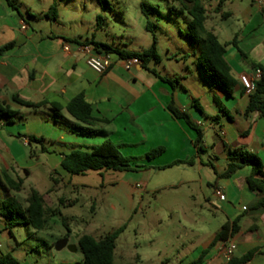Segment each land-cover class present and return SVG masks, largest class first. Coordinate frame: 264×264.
<instances>
[{"label":"crops","instance_id":"crops-1","mask_svg":"<svg viewBox=\"0 0 264 264\" xmlns=\"http://www.w3.org/2000/svg\"><path fill=\"white\" fill-rule=\"evenodd\" d=\"M218 1H203L207 11L205 27L221 44L236 40L237 48L228 45L224 55L232 77L238 82L229 96L217 90L202 74L199 64L198 80H193L186 68L179 75L185 86L181 83L176 87L162 80L171 81L168 72L153 75L141 65L127 71L115 62L105 74L99 75L86 65V54L79 50L83 41L72 42L60 32H53L58 15L55 21L44 17L51 3L40 6V11L34 13L17 1L20 16L6 0H0V48L14 44L0 55V103L17 113L12 124L0 118V204L14 195L4 185L2 174L12 177L11 173L23 171L28 175L25 151L33 146L53 144L58 158L46 150L41 152L48 169L54 173L59 169L62 176H66L60 168L62 149L88 150L110 141L124 157L157 169L168 165L163 164L162 155L170 152V164L192 159V165L188 166L197 172L198 179L185 184L197 182L209 189L203 192L206 207L202 215L211 222L213 231L200 248L199 256L206 252L203 264H227L223 247L228 242L236 246L233 257L253 251L252 259L246 264H264V209H253L261 197L249 191L245 183L251 169L243 167L229 178L220 176L229 163L228 149H243L256 155L264 174V119L258 113L245 115L253 91L248 88L259 72L237 50L264 69V13L252 0H227L220 7ZM80 94L91 106L92 117L109 123L89 127L71 118L65 106ZM14 95L31 103L58 104L62 109L55 119L49 105L38 110L21 107L13 102ZM214 97L219 105L214 103ZM170 105L187 113L202 130L200 152L194 146L196 133L171 114ZM86 131L99 134L87 135ZM29 137L42 142L36 144ZM157 148H163V153L146 160L145 155ZM217 189L224 195L223 201L215 196ZM236 219V233L211 247L221 227L226 223L231 225ZM5 234L11 236L0 216V239Z\"/></svg>","mask_w":264,"mask_h":264},{"label":"rangeland","instance_id":"rangeland-1","mask_svg":"<svg viewBox=\"0 0 264 264\" xmlns=\"http://www.w3.org/2000/svg\"><path fill=\"white\" fill-rule=\"evenodd\" d=\"M17 1L34 13L40 11V6L52 4V0ZM58 4L53 32L71 41L94 38L134 53L146 50L154 36L160 63L150 60L144 70L153 75L168 72L175 87L182 83L179 75L186 68L192 79L198 80L200 47L185 36L188 17L170 11L171 7L178 8L176 0H58ZM141 4L154 11L144 15ZM98 16L102 19L100 28ZM147 22L152 24V32L146 31ZM202 74L212 79L204 67ZM41 149L59 157L53 144L25 151L28 175L23 171L11 173L13 179L23 181L22 190L13 197L25 208L30 191L45 194L54 187V178L58 187L50 198L52 208H59L61 217L51 219L48 229L42 231L27 226L13 228L11 236L5 234L0 239V255L9 253L20 264H81L78 248L75 252L67 247L57 251L56 243L67 239V246L77 247L82 235L100 240L126 225L116 241L113 264H187L198 258L213 225L202 215L206 207L203 192H208V187L184 183L198 179L193 168L187 164L165 169L148 165L134 172L90 171L62 176L59 169L56 173L48 169ZM80 150L86 151L85 147ZM69 152L61 151L62 155ZM209 156L214 158L211 153ZM171 158L170 152L162 155L163 164L169 165ZM61 198L64 204L59 206Z\"/></svg>","mask_w":264,"mask_h":264},{"label":"trees","instance_id":"trees-1","mask_svg":"<svg viewBox=\"0 0 264 264\" xmlns=\"http://www.w3.org/2000/svg\"><path fill=\"white\" fill-rule=\"evenodd\" d=\"M99 3L106 2V0H97ZM204 0H176L178 2V8L171 7L170 11L179 15H186L188 21L186 24V38L192 44H198L200 47V55L198 64L202 68L206 69L208 76L212 79V83L217 90L224 95H231L232 90L237 87L238 82L232 77L231 69L224 59L225 48L228 45H233L237 48L236 40L233 39L228 44H221L217 40L216 36L208 31L205 27L207 21V11L203 5ZM227 0H219L218 7ZM8 5L15 11H18L17 0H6ZM58 0H53L48 11L44 14V17L55 21L57 19ZM141 12L148 16L153 8L141 4ZM21 16V14L19 13ZM102 19L97 17V28H100ZM152 24L147 22L145 29L148 32H152ZM68 41V40H67ZM72 42H77L76 40ZM82 45H90L93 47L94 52L98 55H114L119 59L138 58L141 62L142 68H146V65L150 60H154L156 64L160 63V58L157 54V40L153 36L151 45L141 53L128 52L121 50L112 45L97 42L92 39H86L81 43ZM14 44H7L0 48V55L5 54L13 48ZM241 58L251 65L259 72V77L254 82V88L249 95V101L245 110V115L252 113H258L259 117L264 119V69L243 53L237 49ZM148 70V69H147ZM205 72V71H204ZM164 82L172 84L170 80L162 79ZM14 103L21 107L38 110L47 105L52 110V116L56 119L62 107L58 104L40 102L31 103L23 101L18 98L17 95L12 97ZM214 103L219 105V101L214 97ZM67 114L73 118L76 122L85 126L93 127L96 123L107 124L108 120H98L92 117L91 106L85 101L82 94L71 99L65 106ZM171 114L179 120H182L191 130L196 133L194 146L197 148V152H200V144L202 143L203 133L190 119L189 115L185 112H180L172 105L169 106ZM201 112V110L199 109ZM17 113L12 111L7 105L0 103V118H6L8 123L12 124ZM87 135H98V131H86ZM30 141L41 143L42 140H35L29 137ZM45 151L44 149H42ZM163 148H157L145 155L146 160H152L157 158L163 153ZM229 163L227 164L224 172L220 175L222 178L231 177L237 170L243 167H250L251 172L246 178L245 183L249 191L256 192L261 197L260 200L253 207L254 210L264 209V174L262 172V164L259 158L243 149H228L226 152ZM192 165V159L187 161H175L168 166L161 169L172 168L179 165ZM61 171L65 175L79 176L85 175L87 172H100V171H113L119 173L134 172L139 169L145 168L138 165L135 160L124 157L117 146L110 141H105L100 145L89 148L86 151L79 149H73L68 154L62 155L60 163ZM2 181L6 188L13 193H19L22 190V179H13L10 175L3 173ZM54 187L49 189L45 194L41 195L35 190H31L28 198L26 199L27 206L23 208L15 197H9L0 204V216L5 222V229L12 235V229L18 226H27L35 231L46 230L49 227L51 219L55 217H61L59 208H52V200L50 195L57 188V180L52 178ZM64 204V200L59 201V206ZM238 219L230 225L228 223L221 227V230L214 237L210 246H214L219 241H226L229 235L236 233ZM126 225L118 228L112 233L105 235L100 240H96L90 235H82L77 240V248L82 254L81 264H113L114 251L116 247V241L124 231ZM206 252L201 253L198 259L188 264H203V259ZM254 255L251 251L241 257H233L227 264H246ZM0 264H20L11 254L0 255Z\"/></svg>","mask_w":264,"mask_h":264},{"label":"built area","instance_id":"built-area-1","mask_svg":"<svg viewBox=\"0 0 264 264\" xmlns=\"http://www.w3.org/2000/svg\"><path fill=\"white\" fill-rule=\"evenodd\" d=\"M252 1L264 13V0H252ZM79 50L84 54H86L87 67L99 75L105 74L109 70L111 65H113L115 62H119L121 67L127 71L132 67L141 64L138 58L119 59L118 57L115 58L114 55H98L97 53L94 52L93 47L90 45H81L79 47ZM253 88L254 85L251 84L248 90L252 91ZM214 194L221 201L225 199L224 195L219 189L215 190ZM235 249L236 246L232 242H228V244L224 245L223 251L225 257L228 260L232 259Z\"/></svg>","mask_w":264,"mask_h":264},{"label":"water","instance_id":"water-1","mask_svg":"<svg viewBox=\"0 0 264 264\" xmlns=\"http://www.w3.org/2000/svg\"><path fill=\"white\" fill-rule=\"evenodd\" d=\"M67 244H68L67 239H62L56 243L55 249L57 251H60V250L64 249L65 247H67L70 251H73V252H75L77 250V247L67 246Z\"/></svg>","mask_w":264,"mask_h":264}]
</instances>
